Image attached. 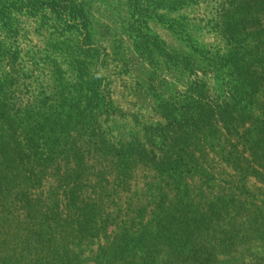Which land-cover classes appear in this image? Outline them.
<instances>
[{
	"label": "trees",
	"instance_id": "16d2710c",
	"mask_svg": "<svg viewBox=\"0 0 264 264\" xmlns=\"http://www.w3.org/2000/svg\"><path fill=\"white\" fill-rule=\"evenodd\" d=\"M62 1L37 8L78 27L86 38L75 47L99 57L84 9ZM211 1L224 6L214 24L223 47L189 54L150 34L138 42L192 80L177 96L155 94L161 119L128 134L113 132L107 82L85 60L77 59L81 89L66 110L14 103L0 84V264H201L207 231L255 235L262 243L250 249L264 264V0ZM135 6L142 17L146 7ZM9 9L0 4L6 29ZM7 55L15 64L17 52ZM140 177L172 196L144 200ZM197 177L207 201L195 200Z\"/></svg>",
	"mask_w": 264,
	"mask_h": 264
},
{
	"label": "rangeland",
	"instance_id": "374dc122",
	"mask_svg": "<svg viewBox=\"0 0 264 264\" xmlns=\"http://www.w3.org/2000/svg\"><path fill=\"white\" fill-rule=\"evenodd\" d=\"M191 1H62L69 5L77 2L75 8L84 9L89 18L90 38L100 52L99 57L91 58L74 45L86 38L78 27L68 26L49 9L37 8V4L45 0H0L1 6L13 9L10 14L12 28L6 29L0 22V84L14 103L41 100L40 103L55 111L66 110L63 103L72 97L76 101L81 89L77 59L79 62L85 60L88 71L104 76L107 82L116 113L113 132L120 130L128 134L136 128L135 124H150L161 119L155 94L177 96L192 80L186 70L167 64L159 50L155 49L151 58L147 57L149 54L138 46L146 34L159 38L174 53L193 54L195 46L212 53L217 47L224 46L214 27L220 19L223 4L211 0L196 4ZM136 2L146 7L142 17ZM10 49L17 52L15 64L7 55ZM152 58L154 60H150ZM205 78L216 92V82L208 79V75ZM147 180L149 177H140L137 186L139 193H145L144 200L146 195L155 192L158 203L172 196L165 189L159 192L157 188H148L145 185ZM217 182L221 183L220 179ZM192 184L193 192L197 194L195 200L207 201L206 197L199 198L203 194L197 189L202 184L198 177L192 180ZM202 189L206 194L207 190L219 194L217 187L202 186ZM261 243L253 234L235 238L234 235L222 237L207 231L203 248L207 253L201 254V258H205L201 264H258L255 252L259 250L250 247ZM199 247L201 245L196 246ZM95 248L92 246V250ZM242 254L244 258L240 259Z\"/></svg>",
	"mask_w": 264,
	"mask_h": 264
}]
</instances>
